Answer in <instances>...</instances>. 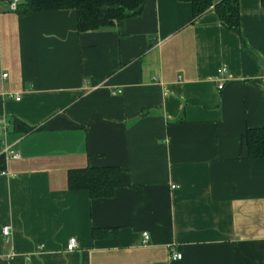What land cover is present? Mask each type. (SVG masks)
I'll use <instances>...</instances> for the list:
<instances>
[{"label": "crops", "instance_id": "1", "mask_svg": "<svg viewBox=\"0 0 264 264\" xmlns=\"http://www.w3.org/2000/svg\"><path fill=\"white\" fill-rule=\"evenodd\" d=\"M7 2L0 264H264V158L244 137L264 128L261 0H239L240 33L213 6L193 20L179 0L82 32L73 10L20 14ZM100 166L121 170L112 197L70 190L72 169Z\"/></svg>", "mask_w": 264, "mask_h": 264}, {"label": "trees", "instance_id": "2", "mask_svg": "<svg viewBox=\"0 0 264 264\" xmlns=\"http://www.w3.org/2000/svg\"><path fill=\"white\" fill-rule=\"evenodd\" d=\"M149 0H20L16 12L20 14L38 11L73 10L78 15L79 31H96L110 27L121 20L139 16ZM190 3L193 20L203 15L213 6L220 23L236 33H240L239 0H179ZM264 6V0H261ZM16 128L28 131L31 126L19 119L14 120ZM248 156L252 159L264 158V128H249L245 132ZM70 190H86L91 198L112 197L122 185V173L118 167L100 166L72 169L68 176ZM94 239L111 235L109 229L94 228Z\"/></svg>", "mask_w": 264, "mask_h": 264}, {"label": "built area", "instance_id": "3", "mask_svg": "<svg viewBox=\"0 0 264 264\" xmlns=\"http://www.w3.org/2000/svg\"><path fill=\"white\" fill-rule=\"evenodd\" d=\"M20 0H9L8 5L10 6V9L13 10V11H16L17 9V6L19 4ZM8 74H4L3 76L4 77H7ZM226 77H227V68L223 67V68H220L218 70V75H217V89L219 91L223 90L226 83H227V80H226ZM263 84H264V80H263ZM16 100H19L20 98L18 96L15 97ZM7 126H8V122L4 119V118H0V136L3 135V134H6L7 132ZM19 155L17 153H14L12 155V158H18ZM3 230V236L5 238V240H9L10 238V235H11V230L8 226H5L2 228ZM149 234L147 231L143 232L142 233V240H143V243L146 244L149 240ZM78 247V242L76 241V238H70L69 241H68V244H67V250L68 251H74V249H76ZM40 248H43V246H40ZM182 258V254L181 253H175V254H172L170 259L171 260H175V259H181Z\"/></svg>", "mask_w": 264, "mask_h": 264}]
</instances>
